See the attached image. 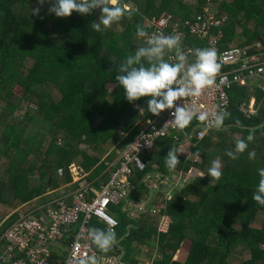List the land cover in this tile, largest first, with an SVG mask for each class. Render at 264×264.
<instances>
[{
    "label": "trees",
    "instance_id": "1",
    "mask_svg": "<svg viewBox=\"0 0 264 264\" xmlns=\"http://www.w3.org/2000/svg\"><path fill=\"white\" fill-rule=\"evenodd\" d=\"M208 1L215 2L216 18L221 20L211 27L223 33L219 46H247L249 53L261 52L264 58V0H122L135 11L103 32L92 27L101 15L98 8L89 14L73 11L57 17L49 12L48 2L37 15L32 11L37 0H0L1 214L11 213L17 203L30 209L49 200L53 194L46 192L48 179L53 189L71 181L72 164L89 180L105 177L107 163L120 144L137 132L138 122L156 116L147 111L148 97L129 102L115 80L123 58L146 43L147 36L136 35V26L150 35L153 29L147 19L168 12L173 19L163 34H170L178 23L185 33L183 46L206 47L183 23L195 21ZM257 43L260 50L255 49ZM26 57L34 59L32 65L24 64ZM107 82H114V87L108 89ZM15 86L21 87L20 94ZM244 92V88L230 89L232 103L224 127L178 148L182 153L174 170L165 160L170 147L177 148L172 136L159 137L154 149L143 155L146 166L132 178L136 185L132 198L138 200L146 190L142 183L146 174L157 172L163 177L182 172L185 180L175 184L183 186H174L169 198L155 194L146 200L145 211L136 217L114 209L119 222L114 228L117 245L127 263L234 264L229 261L231 254L247 250L250 255L243 264H264V216L260 226L253 225L258 214H264V206L252 199L257 169L264 167V93L255 89L257 112L247 117L237 108ZM141 108L145 110L140 112ZM249 129L255 133L248 149L237 159L228 157L226 151L234 150ZM248 151L255 152V159H249ZM190 152L199 159H189ZM215 156L223 161L219 180L207 175ZM157 207V212L151 210ZM162 214L171 219L166 231L158 230ZM92 227L106 230L96 219L91 220ZM145 239L146 252L142 244L132 245ZM115 250L116 246L108 252ZM155 253L161 257L150 259Z\"/></svg>",
    "mask_w": 264,
    "mask_h": 264
},
{
    "label": "built area",
    "instance_id": "2",
    "mask_svg": "<svg viewBox=\"0 0 264 264\" xmlns=\"http://www.w3.org/2000/svg\"><path fill=\"white\" fill-rule=\"evenodd\" d=\"M217 12L215 2L208 1L195 21L187 20L183 23L191 33L205 41L206 47L216 50L221 69L216 74L215 83L204 89L199 96L184 97L176 103H184L185 107L197 111H227L232 103L230 89L244 88V95L241 94L243 97L237 108L248 117L257 112L255 89L260 88L264 93L263 53H249L247 50L250 47L247 46L221 48L219 44L223 33L220 30L217 33L211 31L212 26L221 24V20L216 18ZM172 19L173 15L168 12L148 18L147 25L153 29L150 35L165 32ZM178 26L175 23L170 34H179L182 39L185 33ZM198 48L203 47L183 46L189 62L194 59L193 50ZM261 48V43H257L255 49ZM169 60L175 62L174 53L169 55ZM170 111L166 109L159 116L147 117L138 122L137 132L127 142L120 144L115 157L107 163L105 177L98 176L89 180L86 172L72 164L70 187L62 184L60 188H52L49 192L53 194L52 197L32 209H23L24 203H19L11 213H0V264H76L82 254L96 257L98 264H129L123 260L124 252L119 245H116L117 250L113 252L97 250L88 230L92 219L103 222L106 230L109 227L115 228L119 222L112 226L105 216L118 221L114 212L117 208L131 217L145 211V202L135 200L130 195L136 187L132 178L136 171L145 169L143 155L154 149L159 137L172 136L178 149L187 147L193 137L200 140L213 130L207 128L205 122L195 119L185 129H178L170 122L173 119ZM121 134L123 138L127 136L124 130ZM138 159L143 165L137 163ZM150 175L146 174L142 181L147 184ZM161 178L165 182L178 184L185 180V175L182 172H170ZM151 210L158 211L155 208ZM170 222V216L162 214L158 230L166 231ZM134 242L138 241H133L132 245ZM156 256L161 257L155 253L150 259Z\"/></svg>",
    "mask_w": 264,
    "mask_h": 264
},
{
    "label": "clouds",
    "instance_id": "3",
    "mask_svg": "<svg viewBox=\"0 0 264 264\" xmlns=\"http://www.w3.org/2000/svg\"><path fill=\"white\" fill-rule=\"evenodd\" d=\"M45 2L51 5L49 12L57 17H68L73 11L84 15L97 8L100 9L99 21L92 23L93 29L97 32H103L125 16L131 17L135 11L122 0H37L40 5ZM32 11L38 15L40 9L37 7ZM136 35L148 36L141 25L136 26ZM170 51H174L175 62L165 59L166 53ZM193 51L194 59L189 62V56L183 49L179 34L152 33L144 45L123 58L118 65L115 80L123 88V95L129 102L148 97L147 111L151 114L159 116L162 111L171 110L169 114L173 119L170 122L178 129H185L195 119L205 122V126L209 129L220 130L224 127V121L229 115L227 111H197L194 108L185 107L184 103H176L184 97L199 96L204 89L215 83L216 74L221 69L214 48L203 47ZM142 110L145 109L141 108L140 112ZM254 133L255 129H249L247 137L237 140L234 150H227L225 154L232 159H237L248 149V142L253 139ZM148 144L151 145L149 142ZM181 153L182 151L175 146L170 147L165 157L167 168L170 171L174 170L180 162L179 154ZM247 154L249 159H255L254 151H248ZM137 163L143 165L139 159ZM155 173L157 172H153L150 176H154ZM257 173L259 179L252 199L264 206V167L258 168ZM222 174L220 161L212 160L207 175L219 180ZM159 179L163 181L161 177ZM144 202L146 203V200ZM158 207L157 210H159ZM101 215L104 216L103 213ZM105 219L112 226L118 223L111 217L105 216ZM88 235L96 247L103 252H108L118 244L117 234L113 227L107 230L92 227L88 230ZM76 264H98V261L94 256L82 254L77 258Z\"/></svg>",
    "mask_w": 264,
    "mask_h": 264
},
{
    "label": "rangeland",
    "instance_id": "4",
    "mask_svg": "<svg viewBox=\"0 0 264 264\" xmlns=\"http://www.w3.org/2000/svg\"><path fill=\"white\" fill-rule=\"evenodd\" d=\"M185 2H187V3H193V2H195V0H184ZM39 8L40 9V11H42V10H44L46 7L43 5H40V4H38L37 2H35V4H34V8ZM33 61H34V59L33 58H31V57H26L25 59H24V64L25 65H27V66H30V65H32V63H33ZM114 85H115V83L113 82H107L106 83V87L108 88V89H111L112 87H114ZM54 90H56L55 88H53V91H52V94L54 95V96H57V94H56V92H54ZM21 91H22V89H21V87L20 86H15V93L16 94H20L21 93ZM136 106V105H135ZM211 151H212V149H211ZM215 151V150H214ZM213 151V152H214ZM188 158L189 159H195V160H197V159H199L196 155H194V154H192L191 152L188 154ZM219 160L220 161V163H221V167H222V165H223V161L218 157V156H215L214 158H212V160ZM211 160V161H212ZM158 176V175H157ZM157 176H150L149 177V179L147 180V184H145L146 185V189L148 190V189H150V191H152V190H156V192L157 191H162V192H164L166 189H168V188H170L171 189V191L170 192H167V194H166V196H170V194L172 195V193H173V191L176 189V188H178V187H176V186H180V185H182L183 183L181 182L179 185H176L175 186V184L174 183H171V182H168V183H165V182H163V185H162V182H160V183H157V184H153L154 183V180L155 179H157L156 177ZM175 177H177V175L175 176ZM190 179L191 178H189V180L188 181H190ZM160 180V179H159ZM186 181H187V179H186ZM157 187V188H159V189H155V187ZM176 188H175V187ZM183 186V185H182ZM173 188H175V189H173ZM144 193H146V191H143ZM152 195L153 194H151V196L150 195H145V194H142L141 193V198L143 197V201H145V200H150V199H152L153 197H152ZM142 201V202H143ZM17 204H19V203H17ZM16 204V205H17ZM116 215H117V211H116V213H115ZM263 216H264V214H263V212H260L259 214H258V216H257V218L255 219V221L253 222V225L254 226H260L261 225V223H262V220H263ZM139 242H134V244H133V246H139ZM147 244H148V240L147 239H145V241L143 242V244H142V246H143V249H145L144 250V252H146V250H147ZM249 251H247V250H244V251H235L234 253H232L231 254V256L229 257V261H231L232 263H234V264H243L244 263V260L245 259H248V257H249Z\"/></svg>",
    "mask_w": 264,
    "mask_h": 264
},
{
    "label": "crops",
    "instance_id": "5",
    "mask_svg": "<svg viewBox=\"0 0 264 264\" xmlns=\"http://www.w3.org/2000/svg\"><path fill=\"white\" fill-rule=\"evenodd\" d=\"M134 107H135V106H134ZM192 154H193V153H192ZM151 174L153 175V173H151ZM154 176H157V173H155ZM156 178H157V179L154 180V183H153V184H157V183L162 182V185H163V181H160V180H159L160 177L157 176ZM69 182H70V181H69ZM69 182H67V183L64 184L65 186H67V188L71 186ZM165 183H166V182H165ZM57 187H58V186H57ZM60 187H61V186L59 185V188H60ZM145 187H146V186H145ZM154 187H155V186H154ZM155 189H159V188L155 187ZM145 191H146V193L142 192V194H145L146 196H147V195H150V196H151V194H153V195H152V197H153L155 194H156V195H157V194H158V195L161 194L160 196H162V197H167L166 194H167V192H170L171 189L168 188V189H166L164 192H162V191H157V192H156V190H152V191H150V189H148V190L146 189ZM139 199L143 200V197H142V198L140 197ZM139 199H138V200H139ZM33 208H34V207H33ZM31 209H32V208H31Z\"/></svg>",
    "mask_w": 264,
    "mask_h": 264
},
{
    "label": "water",
    "instance_id": "6",
    "mask_svg": "<svg viewBox=\"0 0 264 264\" xmlns=\"http://www.w3.org/2000/svg\"><path fill=\"white\" fill-rule=\"evenodd\" d=\"M51 188H52V186H51V179L49 178L48 179V182H47V186H46V192H50L51 191Z\"/></svg>",
    "mask_w": 264,
    "mask_h": 264
}]
</instances>
